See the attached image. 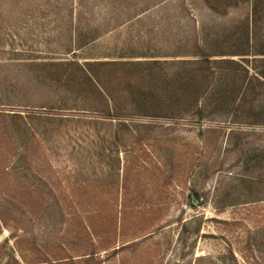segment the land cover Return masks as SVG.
<instances>
[{
	"label": "rangeland",
	"instance_id": "374dc122",
	"mask_svg": "<svg viewBox=\"0 0 264 264\" xmlns=\"http://www.w3.org/2000/svg\"><path fill=\"white\" fill-rule=\"evenodd\" d=\"M0 264H264V0H0Z\"/></svg>",
	"mask_w": 264,
	"mask_h": 264
}]
</instances>
